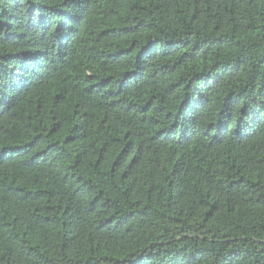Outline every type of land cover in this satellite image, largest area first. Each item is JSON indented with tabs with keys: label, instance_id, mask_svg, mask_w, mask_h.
Listing matches in <instances>:
<instances>
[{
	"label": "trees",
	"instance_id": "1",
	"mask_svg": "<svg viewBox=\"0 0 264 264\" xmlns=\"http://www.w3.org/2000/svg\"><path fill=\"white\" fill-rule=\"evenodd\" d=\"M0 264H264V0H0Z\"/></svg>",
	"mask_w": 264,
	"mask_h": 264
}]
</instances>
